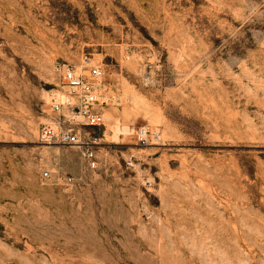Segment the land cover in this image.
I'll return each instance as SVG.
<instances>
[{
    "label": "rangeland",
    "instance_id": "obj_1",
    "mask_svg": "<svg viewBox=\"0 0 264 264\" xmlns=\"http://www.w3.org/2000/svg\"><path fill=\"white\" fill-rule=\"evenodd\" d=\"M86 61L91 159L38 140ZM0 264H264V0H0Z\"/></svg>",
    "mask_w": 264,
    "mask_h": 264
},
{
    "label": "built area",
    "instance_id": "obj_2",
    "mask_svg": "<svg viewBox=\"0 0 264 264\" xmlns=\"http://www.w3.org/2000/svg\"><path fill=\"white\" fill-rule=\"evenodd\" d=\"M61 87V96L50 103V114L39 126L38 140L43 145L82 149L91 159L100 139L96 129L104 124L102 95L104 71L89 61L77 67L67 62L55 67ZM135 134L141 143L158 138V133L140 127ZM49 176L44 172V177Z\"/></svg>",
    "mask_w": 264,
    "mask_h": 264
}]
</instances>
